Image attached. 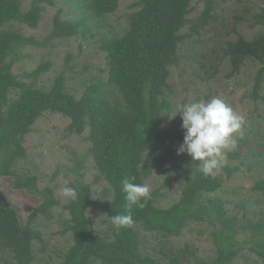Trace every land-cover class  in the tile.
I'll use <instances>...</instances> for the list:
<instances>
[{
    "label": "trees",
    "instance_id": "obj_1",
    "mask_svg": "<svg viewBox=\"0 0 264 264\" xmlns=\"http://www.w3.org/2000/svg\"><path fill=\"white\" fill-rule=\"evenodd\" d=\"M74 1L75 8L85 10L86 16L63 20L62 12L58 11L50 33L37 41L15 27L22 25L35 30L44 7H54L55 0H32L26 11L22 8L24 0H0V179L9 177L13 180V190L41 199L24 225L13 208L0 206V250L11 260L5 263L34 264V242L41 243V237L33 225L38 217L51 218L52 210L58 205L50 188H38L36 176L15 170L18 161L26 156L25 136L37 119L50 113L68 119L72 135L88 130L89 153L98 174L96 180H103L112 195L105 207L109 227L104 236L93 230L88 217L94 202L91 186L81 178L75 180L72 187L76 196L62 206L68 219L61 233L69 232L72 243L57 264H232L237 256L236 235L241 227L227 218L226 202L213 196L221 190V181L216 176L204 177L197 167H190L187 157L169 165L168 158L160 151L183 141L181 120L167 126L166 115L170 114L171 104L164 93L171 92L167 84L169 68L179 64V48L186 37L180 32L191 13V0H139L133 4L137 10L130 15L123 33L98 40L99 49L105 54L106 81L84 85L78 98L65 89L63 72L48 89L37 87L38 78L51 67L48 62L25 74L30 80L27 83L12 72L18 51L29 46L45 48L60 39L85 37L90 34L88 20H103L119 4V0ZM252 18L253 24H264V9ZM211 19L212 7L206 2L197 21L200 25L193 30L208 25ZM222 51L230 68L226 79L236 76L247 60L259 64L250 98L264 101L260 96L264 81V34L250 41L238 35ZM258 156L261 158L258 164L264 168V153ZM165 170L169 174L163 179L162 189L173 182H183L178 200L168 208H159L156 206L159 191L151 192L145 207H133V227L117 231L109 218L125 212L121 180L135 176L134 183L146 184L153 172ZM253 190L264 195V180L256 181ZM198 223L211 227L209 237L214 246L211 258L194 255L189 258L186 248L169 255L164 252V245L160 259L141 253L139 230L168 240L180 237L189 225ZM248 229L249 250L264 264L263 225L258 222Z\"/></svg>",
    "mask_w": 264,
    "mask_h": 264
},
{
    "label": "rangeland",
    "instance_id": "obj_2",
    "mask_svg": "<svg viewBox=\"0 0 264 264\" xmlns=\"http://www.w3.org/2000/svg\"><path fill=\"white\" fill-rule=\"evenodd\" d=\"M31 1L24 0V11L29 8ZM137 1L139 0H119L118 8L113 14L103 20H88L90 34L85 37L60 39L45 48L29 46L18 51L12 72L19 80L27 83L30 80L24 77L25 74L40 63L48 62L51 67L38 78L37 87L48 89L57 75L63 72L66 78L65 89L78 98L84 85L106 81L105 54L99 49L98 40L120 36L130 15L137 10L132 7ZM206 2L211 4L213 19L208 25L194 31L193 27L200 25L197 21ZM76 4L74 0H55L54 7H44L41 21L35 30L22 25H16L15 29L26 37L41 41L50 33L53 18L58 11L62 12L63 20L86 16L85 10L75 8ZM262 9L264 0H191V13L180 32L186 37L179 48V64L169 68L167 84L171 87V92L164 93L171 104L169 117L180 103L207 101L212 97L224 99L235 112L245 117L243 138L238 139L236 148L229 152L225 166L216 175L222 188L213 195L226 202L224 209L227 218L242 228L236 235L238 250L232 264H261L260 259L249 250L248 228L258 222L264 228V195L253 190L256 181L264 180V168L258 164L261 162L258 153H264V101H253L250 98L259 64L247 60L236 76L226 79L225 75L230 68L222 56V48L227 42L236 41L238 35L245 41H250L264 34V24L255 25L252 18ZM66 61L68 63L65 67ZM262 86L260 96L264 97V81ZM12 92L11 98L15 96ZM180 120L181 117L177 114L169 120L167 126L171 127ZM68 124V119L60 115L44 113L25 136L23 146L26 156L15 166L17 172L36 176L38 188H50L58 203L52 210L51 218L38 217L33 225L34 231L41 237V243L34 242V264H57L71 246L70 233L61 232L68 219L62 206L72 198L62 195L61 189L72 187L77 178L91 186L94 202L88 211V217L92 220L93 230L107 236L105 234L109 224L105 207L111 201V192L103 180H96L98 174L89 153L88 130H84L81 135H72ZM179 145L171 144L160 150L168 158L169 165L172 161L177 162L179 158L187 157L190 167H197V163L187 154L177 155ZM167 174L169 172L166 170L155 171L145 181L151 192L159 191L156 206L163 209L178 200L183 186L182 181H176L162 189L163 179ZM12 185L11 178H1L0 192L24 225L28 214L41 199L21 190H13ZM210 228L206 223L191 224L180 237L168 240H164L161 235L139 230L141 253L160 259L161 245H164V252L169 255L186 248L189 258L192 255L211 258L214 246L209 237ZM5 260L11 262L8 254L0 250V264H6Z\"/></svg>",
    "mask_w": 264,
    "mask_h": 264
},
{
    "label": "clouds",
    "instance_id": "obj_3",
    "mask_svg": "<svg viewBox=\"0 0 264 264\" xmlns=\"http://www.w3.org/2000/svg\"><path fill=\"white\" fill-rule=\"evenodd\" d=\"M177 114L184 132L177 155L187 154L197 163V171L206 178H215L225 166L229 152L236 148L238 139L243 138L245 117L220 97L180 103L170 117L166 116L171 120ZM135 179L131 176L121 180L125 212L109 218L117 231L133 227V207L143 208L151 199L150 186L134 183ZM61 193L66 197L76 196L72 187H64Z\"/></svg>",
    "mask_w": 264,
    "mask_h": 264
},
{
    "label": "water",
    "instance_id": "obj_4",
    "mask_svg": "<svg viewBox=\"0 0 264 264\" xmlns=\"http://www.w3.org/2000/svg\"><path fill=\"white\" fill-rule=\"evenodd\" d=\"M0 206L2 208H12L11 204L6 200V198L3 196V194L0 192Z\"/></svg>",
    "mask_w": 264,
    "mask_h": 264
}]
</instances>
